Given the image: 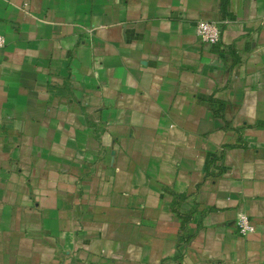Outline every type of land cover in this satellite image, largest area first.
Instances as JSON below:
<instances>
[{
  "label": "crops",
  "instance_id": "1",
  "mask_svg": "<svg viewBox=\"0 0 264 264\" xmlns=\"http://www.w3.org/2000/svg\"><path fill=\"white\" fill-rule=\"evenodd\" d=\"M0 33V264H264V0H0Z\"/></svg>",
  "mask_w": 264,
  "mask_h": 264
},
{
  "label": "built area",
  "instance_id": "2",
  "mask_svg": "<svg viewBox=\"0 0 264 264\" xmlns=\"http://www.w3.org/2000/svg\"><path fill=\"white\" fill-rule=\"evenodd\" d=\"M194 33L203 43L215 44L219 37V26L216 22L199 18L194 22ZM4 36L0 33V47L4 45ZM235 230L240 234H246L253 230V224L248 214L241 212L235 219Z\"/></svg>",
  "mask_w": 264,
  "mask_h": 264
}]
</instances>
